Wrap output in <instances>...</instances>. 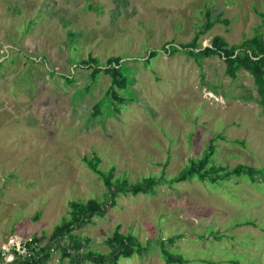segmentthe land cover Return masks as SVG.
<instances>
[{"label": "rangeland", "instance_id": "1", "mask_svg": "<svg viewBox=\"0 0 264 264\" xmlns=\"http://www.w3.org/2000/svg\"><path fill=\"white\" fill-rule=\"evenodd\" d=\"M206 8L226 22L200 34L202 46L216 34L236 44L264 33V0H0V245L15 233L47 239L69 200L102 201L101 178L82 160L93 155L101 171L157 184L116 194L70 231L76 249L67 236L43 264H96L82 255L106 253L114 231L143 249L115 264H173L160 241L186 264H264V179L167 182L209 142L216 164L264 167L250 75L230 78L218 55L198 65L168 48L182 49ZM111 56L126 77L115 99L103 71ZM89 58L99 71L81 62Z\"/></svg>", "mask_w": 264, "mask_h": 264}, {"label": "trees", "instance_id": "2", "mask_svg": "<svg viewBox=\"0 0 264 264\" xmlns=\"http://www.w3.org/2000/svg\"><path fill=\"white\" fill-rule=\"evenodd\" d=\"M203 12L204 19L201 26L194 30L189 40L178 43V46L182 47V49L174 45H170L168 48L179 49L186 52L198 65L202 58L218 55L222 58L224 63V74L230 78H233L239 70L246 71L252 79V85L256 93L255 102L260 106L261 112L264 115V33L255 31L252 35L244 37L236 44H229L221 35L216 34L211 37L208 45L202 46L198 41L199 35L208 30L214 22H226L225 19H220L219 17L213 20L210 19L209 10L207 8ZM259 15L262 17V20H264V13L259 12ZM87 61H89L88 63L92 66V72L101 69L98 66H93V64H95L94 58L81 60L83 63ZM106 65L103 71L108 74L110 79L109 94L115 99L117 98L115 88H124L126 77L119 69L118 57L111 56L107 59ZM95 112H97V110ZM231 142L242 144V141L237 139H233ZM213 151L214 145L212 142H209L199 156L189 158L174 176L167 179V182L196 178L209 184H215L230 179L232 176H246L252 181L264 179L263 166L254 167L241 163H237L233 166L216 164L211 158ZM82 160L91 171L97 173L101 178L106 197L102 201L94 197L88 198L85 201L69 200L67 202L68 218L63 219L52 229L47 238L48 243L54 242L55 244H60L64 242L68 236L72 240V247L76 249L79 246V240L70 232L72 229L80 228L82 225L89 222L91 217L104 211L106 207H110L114 203L116 194L121 192H150L157 184V178L154 175H148L142 177L140 180L131 182L126 178L113 176L111 169L101 171L97 167L98 160L93 155H84L82 156ZM37 237L44 238L43 236ZM172 238L173 237H169L168 240L171 242ZM106 244L108 248L106 253L100 254L88 250L85 251L82 258L96 264H115L118 257H129L132 253H141L143 250L134 235L119 231L111 233V235L106 238ZM64 245L65 244L61 245V252L66 254ZM159 250L164 256L166 263L186 264V260L180 254L169 251V249L164 246L163 241H160ZM47 255L44 254L43 257L45 258ZM44 258L41 261L33 262V264H43Z\"/></svg>", "mask_w": 264, "mask_h": 264}, {"label": "built area", "instance_id": "3", "mask_svg": "<svg viewBox=\"0 0 264 264\" xmlns=\"http://www.w3.org/2000/svg\"><path fill=\"white\" fill-rule=\"evenodd\" d=\"M54 242L34 235L10 234L0 245V264H33L41 261L44 254L51 255L56 250Z\"/></svg>", "mask_w": 264, "mask_h": 264}]
</instances>
